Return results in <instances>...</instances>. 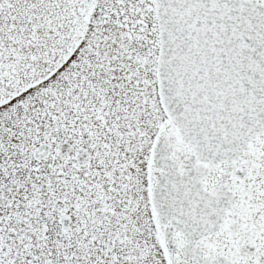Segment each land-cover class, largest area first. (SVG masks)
I'll return each mask as SVG.
<instances>
[{
    "label": "snow or ice",
    "instance_id": "6c2138e0",
    "mask_svg": "<svg viewBox=\"0 0 264 264\" xmlns=\"http://www.w3.org/2000/svg\"><path fill=\"white\" fill-rule=\"evenodd\" d=\"M0 264H264V0H0Z\"/></svg>",
    "mask_w": 264,
    "mask_h": 264
}]
</instances>
